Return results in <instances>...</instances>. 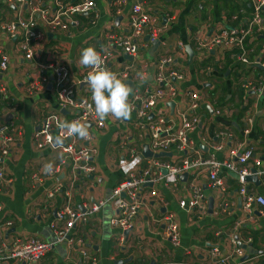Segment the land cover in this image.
<instances>
[{
	"label": "crops",
	"instance_id": "1",
	"mask_svg": "<svg viewBox=\"0 0 264 264\" xmlns=\"http://www.w3.org/2000/svg\"><path fill=\"white\" fill-rule=\"evenodd\" d=\"M79 0H69L74 4ZM95 10L88 14H78L70 18L71 26L67 31L47 33L34 44L41 48V58L33 63L22 59L17 50L18 40L8 38L0 31V51L8 59V70L0 73V85L6 90V96L0 97V123H9L13 128L14 144L9 153L0 155V166L6 171L8 181L0 182V219L9 220L11 225L2 230V240L6 244L15 238H38L42 241H52L55 238L51 222H56V213L61 210L66 201L79 212H83L94 201L108 199L113 188L123 178V169L120 162L127 158V153L119 148V132L128 130L127 123L117 125L113 120L102 132L97 133V153L92 163L97 166L96 173L79 174L72 186L68 180V167L56 176L46 173V165H54L60 160V153L50 148L38 150L35 148L32 135L42 122L44 116L57 108L55 92L51 84V77L41 91H29L33 80L40 81L38 68L35 72L30 69L38 62L53 60L65 63L70 70L69 82H75L87 67L80 64L83 49L93 47L101 50L109 44L113 36L128 33V12L130 7H116L108 0H94ZM145 9L158 17L162 34L154 50L153 43L144 36L141 44V56L144 59H155L167 52L174 56V65L180 67L184 80L180 88L198 89L203 99L201 103L200 130L192 134L195 142H200V136L214 139V133L222 128L229 127L234 134L233 141L240 137L239 132L243 125L233 120L232 115L215 116L213 106L222 102L224 92L228 95L235 87L241 88L246 81L258 84L264 81V71L256 64H245L235 60L230 50L215 48L201 59L195 54L194 47L198 40L208 39L215 33L217 25L223 24L230 6L238 5L243 12V19L249 18L252 6L249 0H139ZM41 7L55 8L53 0H34ZM66 0H64V3ZM201 14V23L197 24V15L193 14L194 6ZM247 4L249 9H245ZM221 8V10H220ZM243 8V9H242ZM30 16V7L18 9L10 8L3 0L0 1V26L17 16ZM204 15V16H202ZM37 17V15H35ZM199 19V18H198ZM77 22H76V21ZM197 24H191V21ZM44 32V27L39 26ZM260 34V35H259ZM247 39L246 54L249 59L262 61L264 57V34L259 33ZM257 37V38H256ZM147 44V45H146ZM179 44L183 48H179ZM194 51L190 60L186 48ZM132 59L122 53H117L111 64L112 71H118ZM30 68V69H29ZM82 86L76 88V94L83 92ZM264 94V92H263ZM252 99V96L250 94ZM253 100V99H252ZM263 96L257 100L253 114V131L248 138L254 149V156L260 162V169L264 168V102ZM214 104V105H213ZM170 107V106H169ZM212 107V108H211ZM67 114V113H66ZM229 114V113H228ZM69 116V115H68ZM239 127V129L237 128ZM14 129L20 131L17 132ZM95 133V131H94ZM140 134V133H138ZM200 135V136H199ZM145 138L138 136V139ZM207 147H204L206 153ZM219 157L226 156V152L219 153ZM123 157V159H122ZM252 164V162H251ZM256 168V167H255ZM39 174L40 180L34 181L33 174ZM228 174V173H227ZM225 175L229 187L230 208L222 211L218 207L219 200L216 194L208 187L206 175L201 172L197 176V183L203 190L206 202L204 214L196 210L188 214L179 206L181 199L188 200L191 196L187 179H181L176 185L158 186L159 195L166 208L156 202L149 203L148 208L142 210L134 221V226L124 234L123 244L118 241V229L110 224L115 212L110 203L105 204L99 212L91 216L86 222L77 223L73 230L74 236L83 239L88 253L95 257L97 264H114L117 260H127L119 264H211L208 249L217 246L223 253L229 254L233 249L231 227L234 221L242 214L240 201L237 195V181L234 175ZM260 184L250 181V186L264 196V179ZM56 181L62 182V191L48 196V192ZM69 193L66 197L65 194ZM213 197L211 213L208 212V199ZM264 208L255 205L253 211L256 220L243 224L238 234V242L245 244L250 238L254 251L263 252L261 255L251 254L247 262L242 257H233L239 264H264V215L255 210ZM172 211L176 214L180 227V245L175 247L166 236L161 219L162 214ZM235 238V235H234ZM9 249H5V253ZM247 253V251H246ZM244 262V263H243ZM2 264H10L3 262ZM40 264H85L77 249H68L64 244H57L40 261Z\"/></svg>",
	"mask_w": 264,
	"mask_h": 264
},
{
	"label": "built area",
	"instance_id": "2",
	"mask_svg": "<svg viewBox=\"0 0 264 264\" xmlns=\"http://www.w3.org/2000/svg\"><path fill=\"white\" fill-rule=\"evenodd\" d=\"M3 1L10 8L18 9V13L22 7L23 10L24 7H30L28 19L21 18L19 15L16 19L0 26V31L5 36L18 40V52L23 60L30 63L41 58V48L34 43L41 39L45 31L55 32V34L57 31H67L71 26L70 18L95 10L94 0H79L74 4L69 3V0L65 3L64 0H53L55 5L53 11L41 7L34 0ZM108 1L120 7L118 11L130 2L128 33L113 36L109 44L103 46L101 50L100 48L96 50L100 52L104 60L103 67L110 71L117 53L126 54L133 59L120 70L112 71L123 82H130L133 90L129 97L133 111L130 119L125 121L129 124V131L119 132L117 141L119 148L127 153L126 159L122 157L123 160L116 162L117 166L121 164H123L122 168L124 166L123 178L113 188L108 199L94 201L83 212L75 210L67 200L61 210L56 213V222L50 223L55 235L52 241L25 237L15 238L10 244H6L2 240V230L8 228L11 222L0 219V264L3 262L40 264V261L57 244H64L68 249L75 247L85 264H97L96 258L88 253L83 239L74 236L73 230L77 223L86 222L105 204L110 203L115 212L110 219V224L118 229V241L119 244H123L124 232L133 228L135 219L142 210L148 208L149 203L156 202L160 207L166 208L159 195L158 186L176 185L184 173L187 174L186 179L192 193L188 200L181 199L178 204L188 214H193L195 210L204 214L207 201L197 183V176L201 172L205 173L208 187L216 194L219 200L218 207L222 211L230 208L229 187L225 181V175L228 173L227 175H234L236 178L242 214L231 227L233 249L229 254H225L217 246H213L208 249V257L211 264H239L233 260V257H242L247 253L238 245V240L234 238V235H238L234 233L238 234L243 224L256 220L254 215L256 211H253L255 205L264 208V196L250 186V181H246V178L250 176H256L260 181L259 177L263 175L264 179V168L263 170L259 168L260 162L254 156V149L248 141L253 131L254 118L251 110L256 108L257 100L263 96L264 81L258 84L246 81L241 84L245 92L244 106L246 107L241 116L243 125L239 132L242 140L234 142V134L229 127H225L214 133L213 140L199 135L200 142L196 143L192 134L200 130L201 103H203L199 90L179 87L185 74L180 67L174 65V56L171 52L149 60L141 56V49L145 44H141L140 40L144 36L150 42L158 40L162 34L160 20L147 11L139 0ZM249 2L253 10L247 20L240 19L239 14L236 13L231 17L232 21H238L236 25H228L225 20L223 24L216 26L215 33L211 37L198 40L194 51L196 55L198 53L199 58L204 59L209 51L215 48L230 51L237 49V52L232 53L235 60L249 65L256 64L264 70V61L249 59L245 47L247 39L264 33V0H249ZM240 13L243 12L240 11ZM19 19H22V22ZM39 26L45 28L44 32L39 29ZM179 48H183V45L179 44ZM8 63L7 55L0 52V73L7 70ZM37 68L40 81L33 80L28 89L33 92L44 89L52 76L57 108L56 111L44 116L32 135V141L38 150L50 148L59 151V162L51 165V169H47L46 173L56 176L68 167L70 171L68 183L72 186L79 174L87 175L97 171L96 164L92 163L97 153L95 141L97 133L106 128L108 121L110 123L114 119L117 125L124 121L120 119L116 122L115 117L111 115L100 118L95 114L92 93L85 79L92 71L91 68L87 67L80 78L72 83L69 82L70 70L65 63L47 60L38 62L29 69L35 72ZM138 74H142L146 79L142 80ZM80 86L84 89L80 95H77L76 88L80 89ZM5 96L6 90L0 85V97ZM171 103L173 109L169 107ZM221 109L224 108L213 106V114L226 116V118L232 115L230 110L225 109L226 112L223 114ZM64 110L67 111L65 116L60 114ZM73 121L87 125L89 135L86 138L67 134L61 129V124ZM12 131L13 128L9 123H0V155L2 157L9 153L14 144L15 138ZM143 135L145 138L139 140L138 136ZM144 147L153 153H170L171 156L160 159L145 157L142 154ZM223 152H226V156L219 157L218 154ZM32 178L34 181L41 179L37 173L33 174ZM2 181L7 182L8 178L5 169L0 166V182ZM56 182L48 192L49 197L56 196L62 191V182ZM65 196L68 197L69 193L67 192ZM257 211L260 215H264L262 209ZM161 219L166 236L173 246L178 247L180 227L176 214L167 211L162 214ZM249 242L250 240L247 239L245 244ZM7 248L9 252L5 253Z\"/></svg>",
	"mask_w": 264,
	"mask_h": 264
},
{
	"label": "clouds",
	"instance_id": "3",
	"mask_svg": "<svg viewBox=\"0 0 264 264\" xmlns=\"http://www.w3.org/2000/svg\"><path fill=\"white\" fill-rule=\"evenodd\" d=\"M80 64L92 69L85 79L92 93L91 99L94 102L95 114L100 118H107L111 115L117 119H130L133 111V105L129 100L133 91L130 82H123L116 73L103 67L104 60L100 52L93 47L83 49ZM138 76L142 80L146 79L142 74H138ZM52 82L53 80L51 84ZM60 127L70 135H78L81 138H86L89 135L87 125L79 121L66 122L61 124ZM51 167V164L45 166L49 170Z\"/></svg>",
	"mask_w": 264,
	"mask_h": 264
},
{
	"label": "trees",
	"instance_id": "4",
	"mask_svg": "<svg viewBox=\"0 0 264 264\" xmlns=\"http://www.w3.org/2000/svg\"><path fill=\"white\" fill-rule=\"evenodd\" d=\"M252 6V5H251ZM244 8L245 9H249V7H248V5L247 4H245L244 5ZM240 9H241V7H239L238 5H234V6H230L229 7V10L227 11V17H226V20H227V22H228V25H231V26H234V25H236L237 23H238V21H232L231 20V17L234 15V14H236V13H238L239 14V17H240V19H243V13H240ZM243 9V8H242ZM220 10H221V8H220ZM252 10H253V8H252ZM252 10H251V12H250V15H251V13H252ZM250 15H249V17H250ZM239 19V20H240ZM243 20H245V19H243ZM262 34H264V33H262ZM260 35V34H259ZM257 37H258V35H257ZM256 37V38H257ZM238 50L237 49H234V50H232L230 53H234V52H237ZM1 52V51H0ZM2 53H4V52H2ZM5 54V53H4ZM262 61H264V57L262 58ZM7 70H8V67H7ZM6 70V71H7ZM6 71H4L3 73H5ZM264 71V70H263ZM7 93V92H6ZM228 95V93L227 92H224V96H222L221 97V99H222V102L221 103H218L217 104V106H215L214 104V107H219V108H224V109H226V110H230L231 112H232V117L231 118H228V119H230V121L231 120H233V121H236L237 123H239V124H242V120H241V116H242V113L244 112V110H245V106H244V103H245V100H244V95H245V92L243 91V89L242 88H240L239 89V87H235L233 90H232V92H230V96L228 97V99H225L226 98V96ZM2 98V97H1ZM5 98V97H4ZM3 98V99H4ZM262 102H264V94H263V100H262ZM3 104V101L1 102L0 101V105H2ZM56 111V110H55ZM54 112V111H53ZM60 114L61 115H66V114H64V113H62V112H60ZM243 118V117H242ZM34 133V132H33ZM160 159V158H159ZM248 239H250V238H248ZM250 259V256H249V258L248 259H246V260H244V262H247L248 260ZM243 262V263H244Z\"/></svg>",
	"mask_w": 264,
	"mask_h": 264
},
{
	"label": "water",
	"instance_id": "5",
	"mask_svg": "<svg viewBox=\"0 0 264 264\" xmlns=\"http://www.w3.org/2000/svg\"><path fill=\"white\" fill-rule=\"evenodd\" d=\"M158 42H159V40L152 42V43H153V47H152L153 50H154V48H156V46L158 45ZM186 51H187V53H188V56H189L190 60H192V58L194 57V51H193L190 47H187V48H186ZM129 58H130V57H129ZM129 84L132 85L131 83H129ZM169 106L173 109V104H172V103L169 104ZM66 112H67L66 110L62 111V113H64V114H66ZM237 128L239 129V127H237ZM142 154H143V156H145V157H152V158H156V159H157V158H160V157H164V156H168V157L171 156L170 153H153V152H151L147 147H144V148H143ZM186 178H187V174L184 173V174L181 176V179L186 180ZM246 181H254L257 185L260 184V181H259V179H258L256 176H250V177H247V178H246ZM208 201H209V204H208V212L211 213V211H212V205H213V197H210V198L208 199ZM128 232H129V231L125 232L124 234H127ZM235 239L238 240V236H235ZM238 245H239L241 248H243V249H245V250L247 251V254H246L245 256L242 257V261L248 259L249 256H250L251 254L261 255V254L263 253V252H261V251H254V250L252 249V247H251L250 244H242V243L238 242ZM126 261H127V260H120V259H119V260H117L116 262L114 261L113 263H114V264H119V263H123V262H126Z\"/></svg>",
	"mask_w": 264,
	"mask_h": 264
},
{
	"label": "rangeland",
	"instance_id": "6",
	"mask_svg": "<svg viewBox=\"0 0 264 264\" xmlns=\"http://www.w3.org/2000/svg\"><path fill=\"white\" fill-rule=\"evenodd\" d=\"M197 7H198L197 4H195V6H194V9H195V10L193 11V14H196L197 17L199 18V19L197 18V22H196L197 24H199V22L201 23L203 20L200 18V17H201V14H199V11L197 10ZM202 16H204V15H202ZM20 17H21V18H24V19H28V17H24V16H20ZM19 21L22 22V19H19ZM190 21H191V24H192V25H193V24H196L195 21H193V22H192V20H190ZM197 24H196V25H197ZM130 58L132 59V57H130ZM132 60H133V59H132ZM132 60H131V61H132ZM131 61H130V62H131ZM149 78H150V77H149ZM38 91H41V90H38ZM221 112H222L223 114H225L226 110H225V109H221ZM115 120H116V122H118L120 119L115 118ZM127 126H128V131H129V124H128V123H127ZM240 132H241V130H240ZM239 136H240V137L236 138L237 141L242 140L241 135H239ZM213 200H214V199H213Z\"/></svg>",
	"mask_w": 264,
	"mask_h": 264
}]
</instances>
